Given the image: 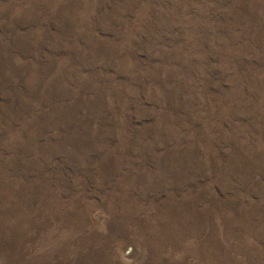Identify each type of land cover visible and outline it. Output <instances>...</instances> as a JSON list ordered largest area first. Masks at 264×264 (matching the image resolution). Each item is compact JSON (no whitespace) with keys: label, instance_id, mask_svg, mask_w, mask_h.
<instances>
[{"label":"rangeland","instance_id":"374dc122","mask_svg":"<svg viewBox=\"0 0 264 264\" xmlns=\"http://www.w3.org/2000/svg\"><path fill=\"white\" fill-rule=\"evenodd\" d=\"M0 264H264V0H0Z\"/></svg>","mask_w":264,"mask_h":264}]
</instances>
